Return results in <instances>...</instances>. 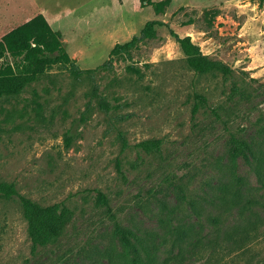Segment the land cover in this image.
I'll use <instances>...</instances> for the list:
<instances>
[{"label": "rangeland", "instance_id": "rangeland-1", "mask_svg": "<svg viewBox=\"0 0 264 264\" xmlns=\"http://www.w3.org/2000/svg\"><path fill=\"white\" fill-rule=\"evenodd\" d=\"M42 1L87 71L55 64L0 102V182L74 215L34 249L19 197L0 194V264H128L121 229L158 264H264V0ZM150 20L154 36L111 55ZM172 29L232 71L193 69ZM232 135L253 149L235 163Z\"/></svg>", "mask_w": 264, "mask_h": 264}, {"label": "trees", "instance_id": "trees-1", "mask_svg": "<svg viewBox=\"0 0 264 264\" xmlns=\"http://www.w3.org/2000/svg\"><path fill=\"white\" fill-rule=\"evenodd\" d=\"M171 1L160 0L151 3L155 4L158 12H161ZM158 24H164V21H148L142 29L141 35H134L128 41L116 43L111 50V55L124 52L135 46L144 36H154ZM172 32L177 37L189 64L196 71L201 73L214 70H221L224 73L232 71L231 67L223 61L205 54L201 46L190 35L181 36L173 29ZM55 64L67 65L77 72L87 71L77 67V61L67 50L61 35L53 29L43 13L37 14L4 34L0 39V102L6 96L22 93L28 85L39 80L47 69ZM197 98L202 101L206 100L202 94H198ZM197 108L198 105L195 110ZM137 145L148 152L157 151L162 148V139L148 138L140 141ZM250 151L253 149L248 142L235 135L231 136V155L234 163L239 156L248 158ZM256 159L258 160L259 177L264 185V160L258 155ZM0 194L6 197H19L28 221V232L34 249L58 240L74 215L70 206L59 202L43 204L21 193L14 182L1 181ZM100 197L106 201L105 193L101 192ZM238 197L239 194L235 192L231 197L235 204L239 202L236 200ZM250 203L245 205L250 219L249 223L252 222L253 214L256 212L253 208L255 203L253 201ZM121 232L125 246L132 252L128 264H158L157 249L153 247L152 243L137 235H134L136 241H132L130 233L124 229H121ZM252 234L251 231H246L245 239H251Z\"/></svg>", "mask_w": 264, "mask_h": 264}, {"label": "crops", "instance_id": "crops-1", "mask_svg": "<svg viewBox=\"0 0 264 264\" xmlns=\"http://www.w3.org/2000/svg\"><path fill=\"white\" fill-rule=\"evenodd\" d=\"M102 2L103 0H93L92 6L88 10H90L91 13L93 11L95 12L100 9ZM39 13H43L50 24L52 26L54 25L56 21L54 17H56V15L50 14L48 7L42 0H0V39L4 34L30 20Z\"/></svg>", "mask_w": 264, "mask_h": 264}]
</instances>
